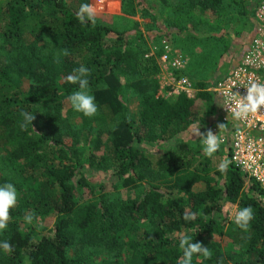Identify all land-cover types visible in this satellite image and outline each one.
I'll return each mask as SVG.
<instances>
[{"label":"trees","instance_id":"1","mask_svg":"<svg viewBox=\"0 0 264 264\" xmlns=\"http://www.w3.org/2000/svg\"><path fill=\"white\" fill-rule=\"evenodd\" d=\"M90 1L0 0V186L11 183L18 194L0 231L12 251L0 249V264H179L181 234L212 252L210 259L194 255L192 264L221 258L223 264H264L259 187L232 162L222 173L174 144L212 107L205 82H192L198 88L192 97L158 95L157 66L133 47L145 45L140 32L82 24L76 14ZM174 6L179 13L217 15L222 0H177ZM81 65L90 70L88 91L98 107L83 117L94 124L95 136L85 157L65 141L71 129L60 117L79 89L67 76ZM124 89L138 100L136 123L121 98ZM22 112L35 117L26 128ZM109 170L113 183L105 176ZM93 171L95 178L84 176ZM118 186L142 192L124 198ZM225 203L253 208L247 231L228 219ZM185 212L196 218L185 221ZM32 213L49 229L39 233L28 224L24 217Z\"/></svg>","mask_w":264,"mask_h":264},{"label":"rangeland","instance_id":"2","mask_svg":"<svg viewBox=\"0 0 264 264\" xmlns=\"http://www.w3.org/2000/svg\"><path fill=\"white\" fill-rule=\"evenodd\" d=\"M176 1L142 0L143 6H136L130 0H93L87 3L95 8L96 21L114 24L119 28H136L140 32L145 45L142 47L133 44V47L152 58L158 68L155 75L159 84L158 95L169 101L177 96L172 93L171 78L175 77V72H180L194 83L199 80L204 81L206 88L233 66L243 53L253 32L254 20L250 12L254 7L253 2L259 0H222L217 15L195 9L179 13L174 6ZM129 34L131 39L135 38V34ZM163 39L186 61L181 70L171 71L162 66L159 59ZM121 98L128 114L136 123L138 119L136 96L132 91L124 89ZM212 110L207 108L206 113L198 121L186 126L174 144L199 159H207L211 166H219L223 160H229L227 147L221 144L219 150L212 157H208L202 150L199 137L194 135L197 127H200L201 132L212 130L214 125ZM60 117L71 129V134L66 135L65 141L76 150L85 151L86 153H82L85 157L90 149L86 146L93 145L94 142L95 136L90 132L94 130V124L86 125L83 121V117L86 116L76 112L71 107L70 101L61 109ZM101 152V149L95 151L96 155H100ZM106 173L107 181L113 183L115 179L113 171L109 170ZM84 176L89 179L95 178V171L84 172ZM107 185L108 191L114 190L112 185ZM115 191L124 198H136L141 194L142 189L118 186ZM82 199L81 195L80 200ZM223 210L227 213L228 219L234 221V215L238 211L237 206L233 203H225ZM28 224L39 233H44L50 227V223L40 219Z\"/></svg>","mask_w":264,"mask_h":264},{"label":"built area","instance_id":"3","mask_svg":"<svg viewBox=\"0 0 264 264\" xmlns=\"http://www.w3.org/2000/svg\"><path fill=\"white\" fill-rule=\"evenodd\" d=\"M253 32L239 60L226 70L211 85L204 88L212 99V130L222 138L231 161L248 179L260 189L259 199L264 203V107L246 118H235V101L246 95V87L252 81L264 82V0L253 7ZM160 62L171 71L184 68L185 60L170 47L164 39L161 41ZM172 79V93H184L192 97L197 87L184 75ZM224 124L219 130L218 125Z\"/></svg>","mask_w":264,"mask_h":264},{"label":"clouds","instance_id":"4","mask_svg":"<svg viewBox=\"0 0 264 264\" xmlns=\"http://www.w3.org/2000/svg\"><path fill=\"white\" fill-rule=\"evenodd\" d=\"M77 19L83 24L90 21L93 25L96 23V10L87 3L81 4L76 14ZM67 50H63L61 55H67ZM90 70L81 65L79 68L73 69L72 73L67 76V80L72 84H78L79 89L74 91L68 100L71 103V107L79 113H82L86 117L94 116L98 107L95 102V97L88 91ZM246 95L241 96L239 100L235 101V106L232 108L229 106V110L233 111L235 118H246L249 113H256L262 107H264V82L252 81L248 87H246ZM24 123L21 124L22 128H26L29 124L32 125L35 119L33 113L22 112ZM224 127V124H219V130ZM194 135L199 137L204 154L208 157H212L220 148L222 138L218 134H214L211 129L206 132H201L200 127L194 130ZM231 161L225 159L219 164V171L226 172ZM17 189L11 183H4L0 186V231L7 228L8 221L10 219V209L17 203ZM34 213L28 214L24 217L25 221L32 223ZM196 218V213L185 212L183 219L185 221H191ZM254 219V212L251 206L243 207L239 209L234 215L235 225L247 231L250 222ZM179 248L182 250V258L179 264H192V258L194 255H203L204 258L210 259L212 252L208 247H205L201 242L194 243L192 238L187 234H181L179 236ZM0 249L5 252L12 251V245L8 241H0ZM217 264H223L222 258Z\"/></svg>","mask_w":264,"mask_h":264},{"label":"crops","instance_id":"5","mask_svg":"<svg viewBox=\"0 0 264 264\" xmlns=\"http://www.w3.org/2000/svg\"><path fill=\"white\" fill-rule=\"evenodd\" d=\"M244 49H245V48H244ZM238 60H239V59H237V60L235 61V63H236ZM235 63H234V64H235ZM234 64H233V65H234Z\"/></svg>","mask_w":264,"mask_h":264}]
</instances>
